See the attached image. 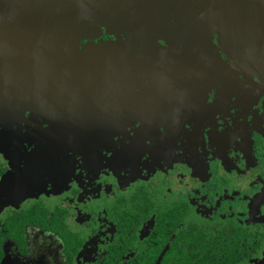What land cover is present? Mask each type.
<instances>
[{
  "label": "flooded vegetation",
  "instance_id": "1",
  "mask_svg": "<svg viewBox=\"0 0 264 264\" xmlns=\"http://www.w3.org/2000/svg\"><path fill=\"white\" fill-rule=\"evenodd\" d=\"M237 63L144 116L37 101L1 126L0 264L262 263L264 78ZM92 95L83 110L102 114ZM28 172L27 195H9Z\"/></svg>",
  "mask_w": 264,
  "mask_h": 264
},
{
  "label": "water",
  "instance_id": "2",
  "mask_svg": "<svg viewBox=\"0 0 264 264\" xmlns=\"http://www.w3.org/2000/svg\"><path fill=\"white\" fill-rule=\"evenodd\" d=\"M6 1L0 6V127L20 123L37 101L102 122L131 106L136 109L126 112L144 116L157 103L166 106L159 92H185L193 84L202 91L197 77L218 74L226 62L264 78V0H86L63 9L45 0ZM132 62L135 87L128 90ZM92 93L108 102L102 114L85 112ZM33 178L26 173L9 195H27L19 183Z\"/></svg>",
  "mask_w": 264,
  "mask_h": 264
},
{
  "label": "rangeland",
  "instance_id": "3",
  "mask_svg": "<svg viewBox=\"0 0 264 264\" xmlns=\"http://www.w3.org/2000/svg\"><path fill=\"white\" fill-rule=\"evenodd\" d=\"M45 1L54 7H58V8L63 9L65 7H77V8H79V7L83 6V4L85 3L86 0H45ZM4 4L6 6L7 1L6 0H0V6L1 5L4 6ZM16 138L19 141H20V139H22L21 137H18V135L16 136Z\"/></svg>",
  "mask_w": 264,
  "mask_h": 264
},
{
  "label": "snow or ice",
  "instance_id": "4",
  "mask_svg": "<svg viewBox=\"0 0 264 264\" xmlns=\"http://www.w3.org/2000/svg\"><path fill=\"white\" fill-rule=\"evenodd\" d=\"M77 178H80V177L77 176ZM7 179H8V175L0 173V185H2L4 181H6Z\"/></svg>",
  "mask_w": 264,
  "mask_h": 264
}]
</instances>
